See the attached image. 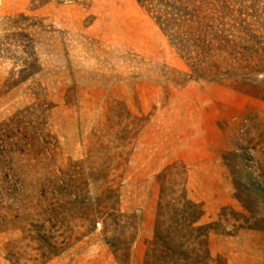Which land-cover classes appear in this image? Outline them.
Listing matches in <instances>:
<instances>
[{
  "label": "rangeland",
  "instance_id": "obj_1",
  "mask_svg": "<svg viewBox=\"0 0 264 264\" xmlns=\"http://www.w3.org/2000/svg\"><path fill=\"white\" fill-rule=\"evenodd\" d=\"M180 70L137 0H0V264H119L83 214L96 208L101 179L136 218L129 264H143L156 175L174 161L203 221L225 205L242 209L224 155L242 150L263 179L264 101L227 83L184 81ZM51 209L71 229L66 250L45 259L34 242L12 248ZM252 224L210 232L212 256L264 264V206Z\"/></svg>",
  "mask_w": 264,
  "mask_h": 264
},
{
  "label": "trees",
  "instance_id": "obj_2",
  "mask_svg": "<svg viewBox=\"0 0 264 264\" xmlns=\"http://www.w3.org/2000/svg\"><path fill=\"white\" fill-rule=\"evenodd\" d=\"M254 1V0H253ZM154 21L175 57L183 64L178 71L184 81L203 79L227 83L249 96L264 101V6L244 0H137ZM242 150L224 155L234 198L242 209L225 205L210 221H203V203L191 199L186 190L187 170L182 162L167 164L156 175L159 185L153 232L147 240L143 264H226L212 256L210 232L235 235L256 228L252 221L264 206V177L259 179L252 165L244 163ZM96 208L83 214L101 232L119 264H129L135 238L136 218L122 212L111 200L110 186L101 179ZM100 181V182H101ZM50 210L36 223L32 235L13 240L12 248L25 240L34 242L40 257L49 259L66 250L71 229ZM11 255V251H9ZM12 256V255H11ZM18 264L14 257L9 258Z\"/></svg>",
  "mask_w": 264,
  "mask_h": 264
}]
</instances>
